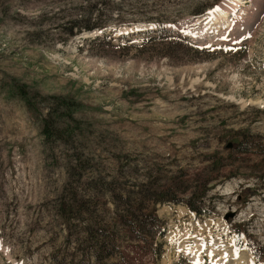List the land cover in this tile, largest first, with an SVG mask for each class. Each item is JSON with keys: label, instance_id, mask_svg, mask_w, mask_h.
I'll return each mask as SVG.
<instances>
[{"label": "rangeland", "instance_id": "1", "mask_svg": "<svg viewBox=\"0 0 264 264\" xmlns=\"http://www.w3.org/2000/svg\"><path fill=\"white\" fill-rule=\"evenodd\" d=\"M80 15L98 29L72 34ZM62 99L74 142L41 133ZM119 190L161 241L117 235ZM90 224L106 264H264V0H0V264H98Z\"/></svg>", "mask_w": 264, "mask_h": 264}, {"label": "trees", "instance_id": "2", "mask_svg": "<svg viewBox=\"0 0 264 264\" xmlns=\"http://www.w3.org/2000/svg\"><path fill=\"white\" fill-rule=\"evenodd\" d=\"M97 27H98L97 23L91 22V16L80 15L79 17H75L72 20V26L70 28V32L71 33L73 32L72 34H74V29L76 32H80L82 30L94 31L95 29H98ZM144 32L146 34H149L151 32L155 33L154 30H146ZM153 38H157V37L153 36ZM13 88L16 94L19 95L21 98H24L27 102L28 100H30L29 99L30 97H26L28 93L25 89L26 88L25 84L22 85L16 83V87H14L13 85ZM75 106L76 104L74 102H70L65 99H62L61 101H59L56 107V111L59 113H53L52 110L49 108L47 115L42 118L43 125L41 129V133L43 134L46 140L61 139L63 140L64 143L74 142L77 140L75 136L77 135L76 130H78V126L71 125L68 123L69 120H72L73 122H77L72 114L73 112L72 110H74ZM62 118L65 119L66 121L61 120ZM63 122H65L66 124L65 126L62 125ZM64 138L66 139L64 140ZM249 138L250 135L248 133H244L241 139H236L235 143L237 145L234 150L238 152H246V153L249 152V150L251 149L250 145L248 144ZM80 162L81 161L79 157L75 156L72 161V166H70V169L72 171L71 172L69 171L68 173L69 176H73V178L76 180H80V178L83 175V172L85 171V169H82V167H80ZM213 162L216 161L214 160ZM218 166L219 168L224 167L222 163H218ZM164 186H166V184ZM155 189L158 191L153 189L154 193H150L151 195H146V196H148V198H154V201H158V202L177 201L175 200L176 198L174 197V195L169 193L171 192L170 187L165 189H157V188ZM184 189L186 190L188 189V187L185 186L183 190ZM202 191L203 189L198 190V192L197 191L193 192L194 194H192L191 197L185 201V205L187 206V208L191 212H195L197 215L203 212V207L201 205V202L199 201V197L201 196V194H204V191L203 192ZM130 194L131 191L124 192V190H119V192L114 194V198L118 206L116 207V212H115V217L117 218V221L114 222L115 225L118 226L117 235H120L121 233L133 231L135 233H138V237H140L142 240H147L148 237L152 238V235H154L153 233H156V235L160 238L161 241V239L164 236V227H162L161 225L162 221L158 216H156L153 208L146 213L145 217L141 218V216L136 213L137 210H140V208L139 207L134 208L132 206V204L136 202L137 198L136 196L130 197ZM79 201L80 199L77 200L76 196L72 197V201L70 200L66 201L67 203L65 201H62V203H60L59 205L61 211H58L60 216H62L61 214L65 212H67L65 214L69 217H72L73 216L72 214L75 211L81 213L82 210L81 207L83 208L82 205H84V202L86 200H83L82 205L79 203ZM119 206L122 207L119 208ZM125 211L128 212V215L125 214ZM85 229L87 232H89V235L87 236L86 239L92 242L90 247L87 249V252L93 253L95 255L98 264H106L107 261H103V260L110 259L114 255V253L111 251L109 253L104 251L105 248L103 249L104 244L102 243V240L107 241L111 239L114 235L109 239L107 237L104 238V235L102 233H97V236H95L94 235L96 234L95 230H97V232H101V231L99 229H95V226L92 224L85 227ZM102 229L104 230V232H106V229L104 228ZM152 229L153 232L151 231ZM148 234L149 236H147ZM156 240H158L157 237ZM156 244H157L156 241H154L155 246ZM154 250L157 251L156 249ZM154 253H155V259H157L158 254L156 252ZM108 264H116V263L110 261Z\"/></svg>", "mask_w": 264, "mask_h": 264}, {"label": "bare ground", "instance_id": "3", "mask_svg": "<svg viewBox=\"0 0 264 264\" xmlns=\"http://www.w3.org/2000/svg\"><path fill=\"white\" fill-rule=\"evenodd\" d=\"M239 1V0H238ZM237 3V2H236ZM227 14V13H226ZM97 32V31H96ZM90 33H92V32H90ZM87 35V34H86Z\"/></svg>", "mask_w": 264, "mask_h": 264}]
</instances>
